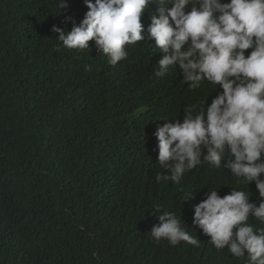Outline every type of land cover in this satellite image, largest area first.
<instances>
[{"label":"trees","instance_id":"trees-1","mask_svg":"<svg viewBox=\"0 0 264 264\" xmlns=\"http://www.w3.org/2000/svg\"><path fill=\"white\" fill-rule=\"evenodd\" d=\"M65 4L0 0V264H246L215 249L192 224V206L219 186L221 197L249 190L258 206L254 182L247 189L206 162L179 185L155 179L167 174L156 127L182 122L205 97L210 104L219 85L191 90L178 66L156 76L164 53L148 39L126 45L115 66L91 40L90 50L65 48L51 26L67 32L88 10L83 0ZM156 7L142 14L145 30ZM164 211L181 216L200 246L155 241Z\"/></svg>","mask_w":264,"mask_h":264},{"label":"clouds","instance_id":"clouds-1","mask_svg":"<svg viewBox=\"0 0 264 264\" xmlns=\"http://www.w3.org/2000/svg\"><path fill=\"white\" fill-rule=\"evenodd\" d=\"M83 3L88 10L70 30L51 26L65 48L90 50L91 40L115 66L127 58L126 45L148 39L164 53L156 76L163 77L170 66H178L191 90L205 81L219 85L221 91H216L210 104L205 97L185 109L182 122L175 119L156 127L157 162L167 174L157 173L155 179L179 185L185 172L206 162L215 169H227L247 189L254 182L258 206L250 202L249 190L233 188L221 197L219 186L208 189L206 198L192 206V224L210 237L217 251L227 248L235 258L246 256V264H264V227L248 223L252 217L264 225V0ZM152 3L157 14L151 15L145 30L141 17ZM65 7V0H58L57 8ZM71 19L65 17V21ZM191 195L192 191L183 201ZM160 208L153 207L152 214ZM158 220L150 230L155 241L200 246V240L181 226V216L164 211Z\"/></svg>","mask_w":264,"mask_h":264}]
</instances>
